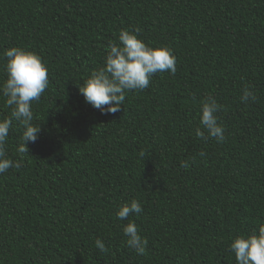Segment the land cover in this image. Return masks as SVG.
Here are the masks:
<instances>
[{
	"label": "trees",
	"instance_id": "obj_1",
	"mask_svg": "<svg viewBox=\"0 0 264 264\" xmlns=\"http://www.w3.org/2000/svg\"><path fill=\"white\" fill-rule=\"evenodd\" d=\"M122 28L172 49L177 71L101 115L77 87ZM11 47L38 54L49 85L32 105L39 139L0 175V264H236L231 239L264 222V0H0V54ZM245 86L255 103L241 102ZM209 95L223 143L195 135ZM21 131L14 122L10 158ZM134 198L143 256L115 216Z\"/></svg>",
	"mask_w": 264,
	"mask_h": 264
},
{
	"label": "clouds",
	"instance_id": "obj_2",
	"mask_svg": "<svg viewBox=\"0 0 264 264\" xmlns=\"http://www.w3.org/2000/svg\"><path fill=\"white\" fill-rule=\"evenodd\" d=\"M140 30L120 29L118 43L109 42L103 64L93 70L88 78L78 86V92L84 102L98 110L101 115H111L119 112L130 91H143L150 86V81L156 73L168 72L175 75L176 56L168 46L153 47L146 44L138 36ZM3 62L2 71L6 78L0 80V97L9 108V116L0 119V175L9 169L19 170L23 166V157L28 154L29 143H35L42 132L40 124H34L33 102H39L49 85L47 65L33 51L20 47L5 49L0 54ZM258 97L247 86L242 90L240 100L247 104L249 100L255 103ZM223 108L214 96L209 95L201 101L199 121L201 127L195 129L197 138H213L217 143L226 139L225 128L220 124L217 115ZM18 125L22 130L20 143L16 148L19 159L7 155L6 144L10 129ZM203 129V130H202ZM143 155V153H141ZM204 155V153H200ZM182 168L189 167V161L181 162ZM142 203L132 199L121 203L115 216L118 220H127L121 224L126 245L137 255L147 254L148 239L140 234L139 226L132 216L143 214ZM257 228L250 233L234 236L228 251L234 255L236 264H264V222H257ZM95 248L100 253L109 251L105 243L97 238Z\"/></svg>",
	"mask_w": 264,
	"mask_h": 264
}]
</instances>
